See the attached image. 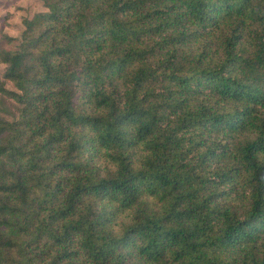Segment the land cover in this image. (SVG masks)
Masks as SVG:
<instances>
[{
  "label": "trees",
  "instance_id": "16d2710c",
  "mask_svg": "<svg viewBox=\"0 0 264 264\" xmlns=\"http://www.w3.org/2000/svg\"><path fill=\"white\" fill-rule=\"evenodd\" d=\"M42 1L0 50V264H264V0Z\"/></svg>",
  "mask_w": 264,
  "mask_h": 264
},
{
  "label": "rangeland",
  "instance_id": "374dc122",
  "mask_svg": "<svg viewBox=\"0 0 264 264\" xmlns=\"http://www.w3.org/2000/svg\"><path fill=\"white\" fill-rule=\"evenodd\" d=\"M45 10L42 0H0V50L17 47L25 29L24 19L32 18L35 13ZM6 64L0 63V76L4 77ZM7 87L15 89L7 80ZM0 114L14 118L19 114L18 103L9 97H0Z\"/></svg>",
  "mask_w": 264,
  "mask_h": 264
}]
</instances>
